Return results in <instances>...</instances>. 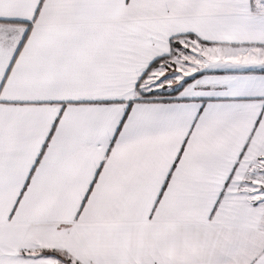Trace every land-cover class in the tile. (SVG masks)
Wrapping results in <instances>:
<instances>
[{"label": "snow or ice", "instance_id": "6c2138e0", "mask_svg": "<svg viewBox=\"0 0 264 264\" xmlns=\"http://www.w3.org/2000/svg\"><path fill=\"white\" fill-rule=\"evenodd\" d=\"M0 264H264V0H0Z\"/></svg>", "mask_w": 264, "mask_h": 264}]
</instances>
